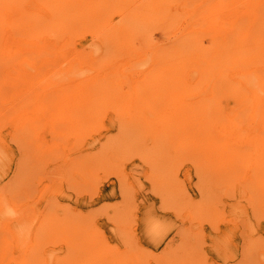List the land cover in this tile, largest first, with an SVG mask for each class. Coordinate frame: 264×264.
<instances>
[{
	"label": "rangeland",
	"instance_id": "1",
	"mask_svg": "<svg viewBox=\"0 0 264 264\" xmlns=\"http://www.w3.org/2000/svg\"><path fill=\"white\" fill-rule=\"evenodd\" d=\"M67 1H68L67 5L64 7L58 8L60 3L56 4L59 15L62 17L65 16L67 20V21L65 20V24L62 27H59L54 31L47 30L46 32L42 33L41 36L39 37L31 36L28 38V40L33 43L44 42L49 45H52V46H49L48 49L50 51L51 50L55 51V54L50 55L48 53L44 56L42 55L41 59L39 58L41 62L35 63L36 66L38 65L36 67L37 70L36 68L35 70H30V71L28 69L29 72L26 75H28L29 79H27V83H24L25 81L23 82L20 81L22 83L21 85V83L17 81V84L11 88L12 90L16 91L21 86L23 87L33 86L30 89L31 93L29 94L28 92V93L22 94L21 96H18L16 94H12V90H10V88L7 87L6 84H4L5 85L4 88L7 89L8 92L4 91L2 94V97L0 98V102H1L0 103V107H1L0 108V112H1L0 120H5L2 122L0 121L1 122L0 130H2L4 133L11 134L13 129L16 127V124L22 121H25L26 123L28 119L31 120L33 118L34 120L33 128L35 129V131L32 132V135L30 137H33V138L36 137V140L35 139L33 140L34 143L30 144L29 147H25L26 151L24 150L23 152H19L18 147L11 144L12 145L11 149L14 152V165L12 166L11 171L7 174L6 178L2 181L3 186L0 187V189H2L3 187L7 185L6 188L8 190V193L6 194L10 195L11 198H15V200L14 199L13 200L15 204L18 206V208L22 209V211L25 213L24 215L26 216V218L24 219L27 220L26 226L29 228L30 231L32 230V232H28L24 236L25 239H23L21 237L10 234V232L6 231L7 228H5L6 230H4L3 227L0 225L1 227L0 230H2L0 231L1 232L0 233V241H1L0 255L1 253H3L1 255L2 257L0 256V258H2L0 259V264H51V263L53 264L54 261H55V264H58L59 260H63V261L66 259L69 260V257L67 255L68 252L72 254L73 256L72 259L74 258L75 260L82 259V256H83L82 253H85V247H88V246H89L88 247L89 251L94 253L93 255L94 260L89 261L88 264H122V263L124 264H136V263L137 264H144V263L145 264H172L173 262H174L173 264L175 263L177 264V260H178V264H184L185 261H186L185 264H194V263L195 264H248V262L249 264H264V183H263L264 182V177H263L264 168L260 167V170H258L260 165L264 166L263 165L264 164V156H263L264 152H262L264 151V148H263L264 146L259 149L258 153H256V149H258L256 148L258 146L257 143H254V146H250V145L242 146L240 144L241 145L240 148L236 149L238 152L240 151L242 152V153L240 152V158L236 157L235 159L236 160L235 163H237L236 166H234L233 164L231 166V168L233 169L227 170L226 168L227 165L224 167L222 164L220 163L218 164V162H220V158L218 157L219 156L218 154H217V157L215 156L216 154L215 155L214 153L211 154V152L210 154L209 152H207L206 154V152L201 151L200 149L201 147L198 148V146L200 145H193L192 143L193 139L188 138L186 137L187 135H185L184 129L187 130L188 126L184 128L182 131H179L177 136L173 134L174 130L171 129L173 125L174 126L179 125V124H174V123L176 120L178 121L180 117L186 118L184 113L188 114L190 117L192 116L196 117L198 115H194V114H198L199 110H201V107L205 105H206L205 107H211L213 106L212 104L217 103V105L220 108L222 107L223 109H225V112L227 114H229V112L231 113L232 110L236 112L237 108H234V106L236 105V101L231 96L227 95V93H219L217 95L218 98H216L213 95H211L212 94L211 91H213V89L212 87L210 88L209 86L210 84L211 86L215 84L211 82H214L216 80L219 81L217 86H220V83L222 81H225L224 84H227L228 80L230 82H233V84L236 85L238 83L237 80H235L236 76L233 75L232 71L224 67L222 70L223 77L219 75L217 77L218 79L212 80L211 74L213 73L211 72L213 70L209 68V66L207 67V64L202 62V59L209 60L208 65H210V62H211L210 59L212 61L215 60V62L216 60H219L218 53L222 51H218V49H216V46L220 50H223L225 48V46H222L223 43L221 41L223 37L226 38L224 43H227V41L229 42L233 39V37H236L234 33L230 35L228 34L230 32H226V29L231 27L232 23H233L232 26L234 25L238 26V30L236 31L238 33H241L243 31L242 30L243 28H239V27L241 26V27L246 28L247 24L248 23L250 24L251 22L252 26H251L250 32L254 35L257 41L258 40L264 41V16H263L264 14L262 13L264 12V9H263L264 0H254V1L248 0L247 6L250 3H252V5L254 3L257 4L259 2L262 4L260 6L261 8L259 7L256 10H251L245 5L247 0L246 1L241 0L239 2L238 0H226V1L224 0H177V1L176 0H166V1L165 0H114V1L113 0H67ZM49 2L50 0H37L36 2L31 1V0H22L21 5H18L17 7L15 5H14L15 6L14 8L13 6L6 7V9L3 12L6 11L7 14L5 12V15H3L2 17L4 19L11 17L9 20H14V18H16L14 17V14L19 9L20 11H26L30 13L31 16H34L42 20V23L40 25L48 24L52 26L54 23L53 20H55L56 18L57 19H60V18L56 17L58 15H54L56 11L54 12L53 10L54 8L48 5ZM165 2H167L166 5H165ZM74 4H75V7H74ZM160 4H162L163 6ZM169 4H170V8H168ZM182 6H185V7H182ZM139 7L143 9L141 8L139 9ZM101 8H102V11H101ZM208 9L210 10L208 11ZM96 10H99L97 11V14L95 12ZM62 11L64 12V14L65 13L66 14L63 15ZM185 13H187V15ZM113 14L114 16H112ZM151 14H154V15H151ZM66 15L67 16L69 15V16L66 17ZM138 15H141L139 16V19L137 18ZM128 16L129 17L131 16V18H128ZM171 16L172 18H170ZM140 17H142L141 20H140ZM257 18L259 21L257 20ZM75 20L76 22L74 23ZM83 21L86 24H83L84 23ZM204 21L205 22L207 21V22L204 24ZM131 22L132 23L135 22V23L131 25ZM69 23L72 26H70ZM211 23H212V26H211ZM117 24H119V26H117ZM194 25L196 27H194ZM133 26L136 27V31H135V28H132ZM259 27H260V30H259ZM63 29H66V30L63 31ZM92 29L93 31H91ZM140 29L142 30V32ZM144 29L145 30L147 29V31H145ZM150 29L152 30L150 31ZM220 29H223L222 30L223 34L221 33ZM77 30L78 32H76ZM253 30L254 32H252ZM257 30L261 32L259 33ZM104 32L107 33V34L105 33V35H107L106 38L104 36ZM178 32L180 34H177ZM255 32H258L259 34L257 35ZM196 33H199V34H196ZM138 34H140L141 36ZM198 35H201V37ZM14 37L16 39L23 38V36H21L20 34H15ZM111 37L113 38V40ZM144 37H146V39ZM130 41L131 43H129ZM183 41L185 43H183ZM159 43L161 45L160 47H159ZM188 43H189V46L191 47L188 46ZM2 46H4V44ZM24 46L23 47L17 46L15 43V46H12L11 51L16 50L17 48L23 51L22 49H27L26 47H28L26 44ZM173 46H174V49H173ZM226 46L228 47L229 45L226 44ZM62 47H63V50H61ZM205 47H207L208 49ZM201 49H202V52H200ZM206 49H207V52H206ZM204 51L206 52V54ZM216 51L218 52L215 53ZM188 53H190L189 56L186 55ZM200 54L201 55L203 54V55L201 56ZM122 56H124L125 58L123 59ZM221 57L223 58L224 55H222ZM261 57L263 56L261 55ZM42 58H48L49 62L44 63L46 59H44V61L42 62ZM163 58H167L168 60L163 59ZM145 59H149V60L147 61ZM259 59H256L257 60L256 62L251 63L252 65L247 64L248 68L249 69L254 68V69H257L258 71L264 68V60H259ZM140 60H142L144 63L141 61V64H140ZM178 60L180 62H178ZM80 62L82 63L81 65H80ZM47 64L50 66H47ZM72 65H73L72 68H74L73 69L74 72L71 71L69 73L70 76L65 75L68 71L67 69L68 66L71 67ZM193 66L196 68V70L194 69ZM254 66L256 67L258 66V67L255 68ZM142 67L144 69H142ZM162 67L163 69H161ZM204 67H206L205 70H203ZM244 68H245L244 66L243 67L236 66L234 68V71L237 69H244ZM170 69L174 70V71L171 70L172 74L171 73L170 74L172 77L175 76L174 79L176 80L174 81L175 86H171V87L170 85L168 86V83L166 84L167 81H165L166 79L163 77L168 74ZM175 69H177L178 71L180 69L179 75L183 74L182 75L183 78L181 76L179 77L183 80L178 78V82H177V77H178L177 72L178 71ZM122 70H123V73H122ZM163 70L165 73L163 72ZM174 72L176 73L173 74ZM156 73L159 77L156 75ZM207 74L209 75L207 76ZM76 75H80V76L76 77ZM109 75H111V78ZM112 75L114 79L112 78ZM60 76H66V77H64L65 78L64 80L61 79L59 83L54 84V77H60ZM2 78L3 76H0L1 82H3ZM57 79L59 80V78ZM209 80H210V83H209ZM150 81H151V84H149ZM90 82H91V85H90ZM157 82H159L160 85ZM5 83H6V80H5ZM7 83L10 84V81L8 80ZM157 88L159 89L157 90ZM183 88L184 90H182ZM190 89L192 91V94H190L191 93ZM90 90H92L91 93L87 95V93ZM43 91H58V94H53L54 92H51V94L45 97L38 98L39 96H41L40 94H42ZM196 91L197 92L199 91V93L201 94L196 93ZM70 92H72L74 96L76 94L75 92H80L79 93L80 95L77 94L75 97L76 99L72 101L71 100L63 101V98L65 97V95ZM138 93H140V95L142 96H140ZM188 94L190 96H187ZM193 94L194 96L191 97V95ZM87 96L91 98L89 101L96 103V108H97L96 112H94L93 114H91V116H89V119H91V123L89 122L87 123V125L81 124L82 125V126L80 125L81 127H79L77 124H73L72 126V125H67L65 123H57L58 122L57 120L59 119L60 110L55 109L54 105H57V103L60 104L62 102L66 104L71 101V106H72L74 105V103H77V101L79 100L80 102L83 101L84 99H86ZM4 98H6L5 101H4ZM157 98L159 101L157 100ZM161 98H163L164 100L163 99L161 100ZM146 99L148 100L147 102H146ZM219 99H222V100H219ZM9 100H12V101H9ZM130 100H133L134 103H132V101ZM136 100L138 101L140 100L139 102L140 104ZM149 100L151 101L149 102ZM142 101H144L145 103H143ZM152 102L153 103L155 102L154 105L152 104ZM6 103H9L10 106H8L9 104H6ZM51 103L53 107L51 106ZM150 104H152L153 107L152 105L150 107ZM135 105L137 106V108L135 107ZM217 105L215 104V106ZM226 105L228 108L226 107ZM64 106L65 105H61L60 108ZM71 106L69 103L64 108V111H66ZM196 106H199V107L197 108ZM156 107L158 108V110ZM186 107L187 109H189V111L187 112H186ZM104 109L105 111H102ZM10 111H13V112H10ZM159 111H160V114H159ZM172 111H174V114L172 113L173 117L171 116ZM177 113H180V115ZM4 114L5 116H3ZM160 115H162V117ZM247 115L248 117H246V111H245V112L239 113V115L237 116L242 119V120L238 119V123H237V126L239 128V129L237 128L238 131L237 129H235L237 131L236 132L237 138L238 139L244 138L247 135H249L250 137H258L260 135L261 137L264 134V131L262 129L257 130V128H254L253 126L250 125V121H252V118H256L258 114L254 113V115L251 118H249L250 117L249 112ZM178 116L180 117L178 118ZM15 118L17 120V123L13 122ZM142 118L144 119V121ZM165 119H170L172 122L174 120L175 121L173 122L172 126H170L169 124L166 127H164L163 123L165 124L168 123V121H165ZM246 122H248L249 125ZM149 123H151L152 125L151 124L149 125ZM131 124H135V125H131ZM28 125L29 124H25L24 127ZM58 128H60L61 130H63L62 128H64L65 131H63L62 133L60 129L57 130ZM92 131H95V132L93 133ZM155 131L158 133H156ZM195 132L196 131H194V133ZM179 134H180V137L178 136ZM190 134H192V132H190ZM77 137H79V139ZM156 137L158 138V140L156 139ZM74 138H77L76 140L78 142L73 144V142L71 143V141ZM217 140H220V138H217ZM179 142H180V145L183 146V148L180 145H178ZM229 143H231V140L225 143L226 145L223 144L222 147L231 149V148H236L237 146H239V144H229ZM184 144H188V145L186 146ZM227 145H229V147H227ZM186 149H187V152H186ZM165 150L168 151V153L165 152ZM223 150H226V149H223ZM233 152H235V150H233ZM156 153L157 154L159 153V154L157 155ZM155 154L156 156H154ZM208 154H209V157H208ZM242 154H245V156ZM189 155L192 157H189ZM213 155H214V158L212 157ZM220 155L222 156V154ZM152 156H154V158ZM160 156L161 157L163 156V157L161 158ZM246 156L247 157L249 156V157L247 158ZM241 157L243 158V161H241ZM169 159L172 162L169 161ZM18 161L21 164L20 170H18V167H16V164ZM76 161L77 162L79 161V162L77 163ZM200 163L204 165L202 166L203 168H201ZM252 164L254 165L253 167L251 166ZM35 165L36 167H34ZM28 167L30 169H28ZM153 167L156 169H154ZM23 168L24 170H22ZM157 169H159L160 171H158ZM49 170H52V171H49ZM156 170L158 172H156ZM220 170L222 173L220 172ZM255 170L257 171L256 174H258L259 171H260V174L253 176L255 175L254 173ZM58 172L60 173L63 172L62 173L63 175H61L60 173L59 174L63 177L62 181L65 184L64 189L68 194H72L73 196H71V198H68L70 200L66 201L65 203L52 204V207L47 208L48 211L46 210L44 212L43 216L44 215L46 216L47 218L46 221L49 219V217L51 218V216H53L54 213L56 216L58 215L57 218L55 217V215L53 216L54 218L52 217L54 220L56 218L55 220L56 223L52 219L51 221H53V224H50V225L43 224V223L41 224L40 221L37 219V216L41 215V212L44 210V207L47 203L42 197V191L46 185H50L51 183L56 182L58 178H60L59 175H57ZM205 172H208V173H205ZM89 173H91V175ZM151 174H154V175H151ZM164 174L166 175L164 176ZM159 175H161V177ZM33 176L36 178L34 179ZM95 176L97 177V179ZM67 177L70 179H67ZM252 177H256L255 182H252L251 179L249 180L250 182L247 181L248 178H252ZM160 178L164 179L163 182ZM220 178H221V181H220ZM208 179H211V180L208 181ZM156 180L161 181V182H157ZM29 181L31 182L29 183ZM88 181H91V182H88ZM180 181L182 182L180 183ZM238 181H240L241 186ZM14 182L15 183L17 182V184H14ZM259 183L262 187L258 185ZM155 184L158 185L159 187L157 188ZM200 184H203V186ZM209 184H212L213 186L212 185L210 186ZM226 184L231 186L232 188L227 186ZM163 185H164V188H163ZM234 185H235V188H234ZM259 187L261 190L260 191L261 194L259 193V191L258 193L256 192V190H258ZM25 188H26V191L24 193ZM74 188L75 190H73ZM161 188H163L162 191H161ZM19 189L20 190L22 189V190L20 191ZM29 189L31 190V193L33 195L29 193L30 191ZM158 189L160 190L158 191ZM187 189L189 191V194H188ZM212 190L214 191L216 195H213L214 193ZM75 191H76V194H75ZM21 193L24 194V196L23 195L19 196V194ZM251 193L252 195H250ZM26 194L28 196H25ZM31 196H32V200H31ZM181 196L184 197V199ZM255 196H257V198ZM207 198H208V201L210 200V202L206 201ZM73 202L75 203L73 204V206H71ZM53 205L55 207L57 206L59 210L57 211ZM250 205L251 206L253 205L256 211L258 210L257 211V213H259L258 216L254 217V215H252L253 208ZM201 207L203 209H201ZM73 208H75V210H73ZM68 209L72 210L70 211L72 216L68 215L70 214L69 212H67L69 211ZM178 211L181 212V215H179L180 212ZM195 212L198 214L196 215ZM145 213L157 214L161 218V220L166 222L168 225L169 233L166 234L167 240L165 239L159 246H155L151 242H148L147 239L144 237V235H142L140 231V226L143 223ZM199 213L201 214L199 215ZM237 214L239 215V217L237 216ZM177 215H179L180 217ZM188 216L190 219L188 218ZM58 220L59 221L65 220L69 222L72 221L74 223L70 224L71 228H70V225L67 223L61 224L62 225L61 227V225L57 222ZM192 220H194L195 222ZM208 220H209V223H208ZM79 221L81 222V225H78ZM127 221H128V224H127ZM51 227H54V229L52 228L53 230H51ZM112 227L116 228L119 231L118 239L112 238L111 236ZM75 228H77L78 231ZM38 229L40 230L43 229V231L45 232L48 229L47 230L48 233L50 232L49 235L52 233V235H50L51 237L45 232L41 233V231L40 233H38L39 234L38 235L37 234ZM55 230L59 231L57 232L58 235ZM73 230L75 231V234ZM76 231L78 232V234ZM82 231L84 232L85 235L83 234ZM63 232H65L64 239H62L64 236ZM54 233L57 236L54 235ZM61 234L63 235L62 237H61ZM195 234H197L198 236H196ZM9 235L12 236L13 238L14 237L16 238L13 239ZM53 235L55 236V238H58V239H52L54 238ZM80 235H84V236H80ZM190 235H192V237ZM5 236L8 241L7 243L4 242L6 241V238L3 239V237ZM199 237H201V239ZM12 240L14 241L12 242ZM254 240H256L255 243H254ZM21 241H22V244L20 243ZM181 241L187 242L189 244L182 243ZM180 243L182 244L180 245ZM23 244L26 245L25 246L26 248L23 246ZM251 246L254 247V249H252ZM174 252H175V255H174ZM191 253H193V255ZM77 261H75V264H78Z\"/></svg>",
	"mask_w": 264,
	"mask_h": 264
},
{
	"label": "bare ground",
	"instance_id": "2",
	"mask_svg": "<svg viewBox=\"0 0 264 264\" xmlns=\"http://www.w3.org/2000/svg\"><path fill=\"white\" fill-rule=\"evenodd\" d=\"M31 1H34V2H36L37 0H31ZM114 1V0H113ZM113 1H111V2H113ZM166 1V0H165ZM177 1V0H176ZM224 1H226V0H224ZM239 1H241V0H238V2ZM246 1V0H245ZM254 1V0H253ZM21 2H22V0H0V76H3V78H2V81L3 82H1V80H0V98L2 97V94H3V92L4 91H6V92H8L7 91V89H5L4 87H5V85L4 84H6V86L7 87H9L10 88V90H12L11 88L14 86V85H16L17 84V81L19 82V83H21V82H23V81H25L24 83H27V79H29V77H28V75H26V74H28V72L30 71V70H35V68L38 66H36L35 65V63H37V62H41L40 61V59H41V57H42V55L44 56V55H46V54H50V55H52V54H55V51L54 50H49L48 49V47L49 46H52V45H49V44H47V43H44V42H42V43H37V42H35V43H33V42H31V41H29L28 40V38L29 37H31V36H36V37H39V36H41V34L42 33H44V32H46L47 30H51V31H54V30H56L57 28H59V27H62L64 24H65V20H66V18H65V16H60L59 15V12L57 11L58 9H57V7H56V4L57 3H60V5L58 6V8L59 7H64V6H66L67 5V0H50V2H49V6H51L52 8H54L53 10H54V15H58V16H56V17H59L60 19H55V20H53L54 21V23H53V25L52 26H50V25H40L41 23H42V20H40V19H38V18H36V17H34V16H31V14L30 13H28V12H26V11H20L19 9H18V11L17 12H15V14H14V17H16V18H14V20H9L10 18L8 17V18H3L2 16L3 15H5V12H3L5 9H6V7H8V6H13V8L16 6H18V5H21ZM75 2V1H74ZM130 2V1H129ZM87 3V2H86ZM101 3V2H100ZM132 3H133V1H132ZM166 3L167 2H165V5H166ZM173 3V2H172ZM174 3H176V2H174ZM179 3V2H178ZM243 3V2H242ZM241 3V4H242ZM247 3H248V0H247V2L245 3V5L247 6ZM115 4V3H114ZM131 4V3H130ZM217 4V3H216ZM15 5V6H14ZM45 5V4H44ZM100 5V4H99ZM113 5V4H112ZM116 5V4H115ZM132 5V4H131ZM158 5V4H157ZM160 5H162V4H160ZM179 5V4H178ZM231 5H232V3H231ZM262 4L259 2V3H254L253 5H252V3H250V4H248V8L249 9H251V10H256V9H258L260 6H261ZM46 6V5H45ZM82 6V5H81ZM101 6V5H100ZM114 6V5H113ZM142 6V5H141ZM163 6V5H162ZM161 6V7H162ZM236 6V5H235ZM74 7H75V4H74ZM99 7V6H98ZM102 7V6H101ZM105 7V6H104ZM103 7V8H104ZM149 7V6H148ZM182 7H185V6H182ZM181 7V8H182ZM227 7H229V6H227ZM234 7V6H233ZM240 7H242V6H240ZM246 7V8H247ZM51 8V9H52ZM96 8V7H95ZM100 8V7H99ZM106 8V7H105ZM132 8V7H131ZM141 7H139V9H140ZM145 8V7H144ZM160 8V7H159ZM168 8H170V4H169V7ZM247 8V9H248ZM261 8V7H260ZM15 9H17V8H15ZM74 9V8H73ZM118 9V8H117ZM129 9V8H128ZM141 9H143V8H141ZM176 9V8H175ZM227 9H229V8H227ZM238 9V8H237ZM264 9V8H263ZM8 10V9H7ZM80 10H81V8H80ZM84 10V9H83ZM86 10V9H85ZM104 10V9H103ZM116 10V9H115ZM183 10V9H182ZM210 9H208V11H209ZM97 11H99V10H96L95 12H96V14H97ZM101 11H102V8H101ZM126 11V10H125ZM130 11V10H129ZM148 11V10H147ZM207 11V12H208ZM228 11H230V10H228ZM235 11V10H234ZM245 11H246V9H245ZM245 11H244V13H245ZM61 12V11H60ZM76 12V11H75ZM86 12V11H85ZM93 12V11H92ZM139 12V11H138ZM183 12V11H182ZM247 12H248V10H247ZM261 12V11H260ZM74 13V12H73ZM113 13V12H112ZM132 13V12H131ZM136 13V12H135ZM141 13V12H140ZM204 13V12H203ZM263 14H264V12H262ZM6 14H7V12H6ZM62 14L63 15H65L64 14V12L62 11ZM70 14V13H69ZM99 14V13H98ZM111 14V13H110ZM124 14V13H123ZM122 14V15H123ZM133 14V13H132ZM148 14H150V13H148ZM186 15H187V13H185ZM262 14V15H263ZM71 15V14H70ZM82 15V14H81ZM116 15V14H115ZM136 15V14H135ZM142 15V14H141ZM141 15H138V19H139V16H141ZM151 15H154V14H151ZM171 15V14H170ZM227 15V14H226ZM228 15H229V13H228ZM253 15H254V13H253ZM69 16V15H68ZM67 15H66V17H68ZM73 16V15H72ZM90 16V15H89ZM112 16H114V14L112 15ZM149 16V15H148ZM177 16V15H176ZM231 16V15H230ZM264 16V15H263ZM91 17V16H90ZM102 17V16H101ZM145 17H147V16H145ZM150 17V16H149ZM229 17V16H228ZM94 18V17H93ZM117 18V17H116ZM124 18V17H123ZM127 18V17H126ZM125 18V19H126ZM128 18H131V16L129 17L128 16ZM141 18L142 17H140V20H141ZM144 18V17H143ZM170 18H172V16L170 17ZM261 18V17H260ZM69 19V18H68ZM76 19V18H75ZM80 19V18H79ZM87 19V18H86ZM207 19V18H206ZM256 19V18H255ZM73 20V19H72ZM90 20V19H89ZM92 20H94V19H92ZM142 20H144V19H142ZM201 20V19H200ZM210 20V19H209ZM208 20V21H209ZM257 20H258V18H257ZM52 21V20H51ZM52 21V22H53ZM67 21V20H66ZM97 21V20H96ZM99 21V20H98ZM103 21V20H102ZM137 21V20H136ZM245 21V20H244ZM243 21V22H244ZM256 21V20H255ZM259 21V20H258ZM76 22V20L74 21V23ZM84 22V21H83ZM149 22V21H148ZM147 22V23H148ZM207 22V21H206ZM205 21H204V24L206 23ZM210 22V21H209ZM211 22H212V20H211ZM237 22V21H236ZM257 22V21H256ZM261 22H262V20H261ZM44 23V22H43ZM56 23V24H55ZM103 23V22H102ZM120 23V22H119ZM133 23H135V22H133ZM132 22H131V25L133 24ZM144 23H145V21H144ZM143 23V24H144ZM193 23V22H192ZM83 24H86L85 22L83 23ZM130 24V23H129ZM197 24H199V23H197ZM196 24V25H197ZM241 24H242V22H241ZM69 25L70 26H72L70 23H69ZM68 25V26H69ZM76 25V24H75ZM79 25V24H78ZM126 25H128V24H126ZM233 25V23L231 24V27H229L228 29H226V32H230V33H228V34H235V36L236 37H233V39L231 40V41H227V43H224L225 42V40H226V38H224L223 37V39L221 40L222 41V46H225V48L223 49V50H220L217 46H216V49H218V51H222V52H220V53H218V59L219 60H216V62H215V60H211L210 59V65H208L209 64V60H207V59H202V62H204L205 64H207V67L209 66V68H211L213 71L211 72V73H213V74H211V79L212 80H216V79H218L217 77L220 75V76H222V70H223V68L224 67H226V68H228V70H230V71H232L233 72V75H235L236 76V78H235V80H237V84L235 85V84H233V82H230L229 80H228V83L227 84H224L225 83V81H222L221 83H220V86H217L218 85V83H219V81L218 80H216V81H214V82H211V83H215V84H213L212 86H211V84L209 85L210 86V88L212 87V89H213V91H211L212 92V94L211 95H213L214 97H216V98H218V94L219 93H227V95H229V96H231L235 101H236V105L234 106V108H237L236 109V112L234 111V110H232V112L230 113L229 112V114H227L226 112H225V109H223L222 107L220 108L218 105H217V103H214V104H212L213 106H211V107H205V106H203V107H201L200 105V107H201V110H199V113L198 114H194V115H198V116H196V117H194V116H192V117H190L188 114H186V113H184V115L186 116V118L185 117H180V116H178V118H179V120L177 121H175V123L174 124H179V125H173V122L170 120V119H165V121H168V123H163V126L164 127H166L167 125H169L170 124V126H172L171 127V129L172 130H174V132H173V134L174 135H176L177 136V134H178V132L179 131H182L184 128H186L187 126H188V128H187V130L186 129H184L185 130V135H187L186 137H188V138H191V139H193V145H200V146H198V148H200L201 149V151H204V152H206V154H207V152H209V154H210V152H211V154H213L214 153V155L217 157V154L219 155L218 157L220 158V162H218V164L220 163V164H222L224 167L226 166V168H227V170L228 169H233V168H231V166L234 164V166H236V164L237 163H235V159H236V157H239L240 158V152H238L236 149H239L240 148V146L242 145V146H248V145H250V146H254V143H257L258 144V146L256 147V148H258V149H256V153H258V151H259V149L261 148V147H263L264 146V134L260 137V135L258 136V137H250L249 135H247V136H245L244 138H237V136H236V132L238 131V126H237V123H238V119H240V120H242L241 118H239V117H237L238 115H239V113H242V112H245L246 111V117H248V112L250 113V117L249 118H251L253 115H254V113H257L258 115H257V117L256 118H252V121H250V125L251 126H253L254 128H257V130H259V129H262L263 131H264V68H262L261 70H257V69H249L248 68V65L247 64H251V63H254V62H256L257 60L256 59H259V60H264V41H257L256 39H255V37H254V35L250 32V29H251V22H250V24L248 23L247 24V26H246V28H244V27H239V28H243L242 30V32L241 33H238L236 30H238V26L237 25H234V26H232ZM262 25V24H261ZM43 26V27H42ZM77 26V25H76ZM117 26H119V24H117ZM146 26V25H145ZM154 26V25H153ZM207 26H208V24H207ZM211 26H212V23H211ZM194 27H196L195 25H194ZM257 27V26H256ZM64 28V27H63ZM107 28V27H106ZM117 28V27H116ZM132 28H135V31H136V27H132ZM154 28V27H153ZM206 28V27H205ZM208 28V27H207ZM254 28V27H253ZM263 28V27H262ZM69 29V28H68ZM67 29V30H68ZM72 29V28H71ZM90 29V28H89ZM113 29V28H112ZM212 29V28H211ZM64 30H66V29H63V31ZM98 30V29H97ZM141 30V29H140ZM145 30V29H144ZM152 29H150V31H151ZM223 29H220V31H221V33L223 32L222 31ZM259 30H260V27H259ZM259 30H257L258 32H259ZM91 31H93V29L91 30ZM110 31V30H109ZM130 31V30H129ZM135 31H133V32H135ZM138 31V30H137ZM145 31H147V29L145 30ZM202 31V30H201ZM200 31V32H201ZM62 32V31H61ZM76 32H78V30L76 31ZM140 32V31H139ZM141 32H142V30H141ZM159 32V31H158ZM252 32H254V30L252 31ZM255 32L257 35L261 32ZM263 32V31H262ZM105 33L106 32H104V36H105V38H106V36L107 35H105ZM122 33V32H121ZM125 33V32H124ZM129 33V32H128ZM131 33V32H130ZM210 33V32H209ZM220 33V32H219ZM220 33V34H221ZM15 34H20L21 36H23V38L22 39H16L15 37H14V35ZM79 34H81V33H79ZM85 34V33H84ZM83 34V35H84ZM87 34V33H86ZM107 34V33H106ZM177 34H180L179 32L177 33ZM195 34V33H194ZM196 34H199V33H196ZM203 34V33H202ZM223 34V33H222ZM263 34V33H262ZM131 35V34H130ZM136 35V34H135ZM138 35H140V34H138ZM147 35V34H146ZM225 35V34H224ZM79 36V35H78ZM119 36V35H118ZM137 36V35H136ZM141 36V35H140ZM198 36H200L201 37V35H198ZM197 36V37H198ZM123 37V36H122ZM191 37V36H190ZM194 37V36H193ZM192 37V38H193ZM214 37V36H213ZM218 37V36H217ZM216 37V38H217ZM76 38V37H75ZM78 38V37H77ZM112 38V37H111ZM145 39H146V37H144ZM228 38V37H227ZM230 38V37H229ZM114 39H116V38H114ZM118 39V38H117ZM120 39V38H119ZM124 39V38H123ZM61 40V39H60ZM112 40H113V38H112ZM125 40V39H124ZM192 40V39H191ZM255 40V41H254ZM262 40H263V38H262ZM137 41V40H136ZM161 41H162V39H161ZM161 41H160V43H161ZM185 41V40H184ZM183 41V43H185ZM13 42V43H12ZM143 42V41H142ZM146 42V41H145ZM167 42V41H166ZM165 42V43H166ZM191 42V41H190ZM193 42V41H192ZM210 42H212V41H210ZM15 43H16V45L17 46H24L25 44L28 46V47H26L27 49H22L23 51H21L20 49H16V50H12L11 51V48H12V46H15ZM120 43V42H119ZM129 43H131V41L129 42ZM160 43H159V47L161 46L160 45ZM249 43V44H248ZM4 44V46H2ZM67 44V43H66ZM90 44H92V43H90ZM116 44H117V42H116ZM124 44V43H123ZM140 44V43H139ZM147 44V43H146ZM167 44V43H166ZM182 44V43H181ZM180 44V45H181ZM226 44H228L229 46L227 47L226 46ZM158 45V44H157ZM179 45V44H178ZM177 45V46H178ZM209 45V44H208ZM132 46V45H131ZM146 46V45H145ZM148 46V45H147ZM154 46V45H153ZM171 46V45H170ZM174 46H176V45H174ZM174 46H173V49H174ZM183 46V45H182ZM187 46V45H186ZM188 46H189V43H188ZM200 46V45H199ZM220 46V45H219ZM4 47V48H3ZM25 47V46H24ZM189 47H191V46H189ZM201 47V46H200ZM208 47V46H207ZM207 47H205V48H207ZM19 48H21V47H19ZM125 48H126V46H125ZM129 48V47H128ZM127 48V49H128ZM150 48V47H149ZM155 48V47H154ZM164 48H166V47H164ZM202 48V47H201ZM209 48V47H208ZM207 48V49H208ZM180 49V48H179ZM185 49H187V48H185ZM190 49V48H189ZM196 49V48H195ZM207 49H206V52H207ZM61 50H63V47H62V49ZM83 50V49H82ZM139 50V49H138ZM198 50V49H197ZM196 50V51H197ZM204 50V49H203ZM86 51V50H85ZM137 51V50H136ZM176 51H178V50H176ZM180 51V50H179ZM188 51V50H187ZM208 51H210V50H208ZM218 51H216L215 53H217ZM150 52V51H149ZM160 52V51H159ZM173 52V51H172ZM171 52V53H172ZM181 52V51H180ZM189 52V51H188ZM200 52H202V49H201V51ZM205 52V51H204ZM206 52H205V54H206ZM89 53H91V52H89ZM162 53V52H161ZM209 53V52H208ZM207 53V54H208ZM86 54V53H85ZM87 54H88V52H87ZM133 54V53H132ZM149 54V53H148ZM177 54V53H176ZM195 54H196V52H195ZM162 55V54H161ZM185 55V54H184ZM186 55H190V53H188V54H186ZM201 55V54H200ZM203 55V54H202ZM201 55V56H202ZM222 55H224V57L222 58L221 56ZM261 55L263 56V57H261ZM86 56V55H85ZM132 56V55H131ZM134 56V55H133ZM150 56V55H149ZM158 56V55H157ZM171 56V55H170ZM88 57V56H87ZM86 57V58H87ZM169 57V56H168ZM196 57H197V55H196ZM203 57H205V56H203ZM40 58V59H39ZM49 58V57H48ZM48 58H42V62L44 61V59H46L45 60V62L44 63H47V62H49V59ZM122 58L124 59L125 57L124 56H122ZM128 58V57H127ZM207 58V57H206ZM225 58V59H224ZM262 58V59H261ZM38 59V60H37ZM152 59V58H151ZM163 59H166V60H168L167 58H163ZM221 59V60H220ZM145 60H149V59H145ZM165 60V61H166ZM181 60V59H180ZM189 60H190V58H189ZM194 60H195V58H194ZM258 60V61H259ZM85 61V60H84ZM84 61H83V63H84ZM141 61L142 60H140V64H141ZM184 61V60H183ZM197 61V60H196ZM82 62V61H81ZM80 62V65L82 64ZM98 62V61H97ZM116 62V61H115ZM138 62V61H137ZM136 62V63H137ZM143 62V61H142ZM164 62V61H163ZM168 62V61H167ZM172 62V61H171ZM178 62H180L179 60H178ZM182 62V61H181ZM186 62V61H185ZM191 62V61H190ZM43 63V64H44ZM53 63V62H52ZM114 63V62H113ZM144 63V62H143ZM147 63V62H146ZM170 63V62H169ZM187 63V62H186ZM189 63V62H188ZM196 63H198V62H196ZM195 63V64H196ZM49 64V63H48ZM47 64V66H50V65H48ZM134 64V63H133ZM182 64V63H181ZM194 64V63H193ZM203 64V63H202ZM53 65V64H52ZM178 65H179V63H178ZM188 65H190V64H188ZM252 65V64H251ZM254 65V64H253ZM113 66V65H112ZM133 66V65H132ZM136 66H137V64H136ZM164 66V65H163ZM175 66V65H174ZM205 66V65H204ZM236 66H244L245 68L244 69H237V70H235L234 71V68L236 67ZM73 67V65L70 67V66H68V71H67V73L65 74V75H69V73L71 72V71H73V69L74 68H72ZM82 67H83V65H82ZM86 67V66H85ZM121 67V66H120ZM157 67V66H156ZM159 67V66H158ZM167 67V66H166ZM169 67V66H168ZM178 67V66H177ZM176 67V68H177ZM191 67V66H190ZM194 67V66H193ZM255 68H257L256 66H254ZM26 68V69H25ZM118 68V67H117ZM130 68V67H129ZM141 68V67H140ZM145 68H147V67H145ZM174 68V67H173ZM186 68V67H185ZM185 68H184V70H185ZM205 68L206 67H204V69L203 70H205ZM28 69H29V71H28ZM125 69H127V68H125ZM125 69H123V70H125ZM142 69H144L143 67H142ZM161 69H163V67L161 68ZM167 69V68H166ZM187 69V68H186ZM189 69V68H188ZM194 69L196 70V68L194 67ZM36 70H37V68H36ZM123 70H122V73H123ZM171 70L172 71H174L173 69H170V71L168 72V74L166 75V76H163L166 80L165 81H167L166 82V84L168 83V86L170 85V87L171 86H175V83H174V81H176L175 79H174V77L175 76H171V74H172V72H171ZM175 70H177V69H175ZM82 71V70H81ZM133 71V70H132ZM153 71V70H152ZM151 71V72H152ZM178 71V70H177ZM179 71H180V69H179ZM179 71L177 72L178 73V77H177V82H178V78H180L179 76H181L182 77V75L183 74H180L179 75ZM193 71V70H192ZM202 71V70H201ZM37 72V71H36ZM74 72V71H73ZM85 72V71H84ZM163 72H164V70H163ZM208 72V71H207ZM228 72V71H227ZM39 73V72H38ZM65 73V72H64ZM91 73V72H90ZM161 73V72H160ZM165 73V72H164ZM171 73V74H170ZM176 72H174L173 74H175ZM182 73V72H181ZM61 74H63V73H61ZM146 74V73H145ZM154 74V73H153ZM153 74H152V76H153ZM224 74V73H223ZM229 74V73H228ZM37 75V74H36ZM40 75H41V73H40ZM82 75V74H81ZM87 75V74H86ZM104 75V74H103ZM156 75H157V73H156ZM184 75H185V73H184ZM209 74H207V76H208ZM70 76V75H69ZM79 77L80 75H76V77ZM110 76V78H111V75H109ZM108 76V77H109ZM149 76V75H148ZM147 76V77H148ZM158 76V75H157ZM15 77V78H14ZM32 77V76H31ZM64 77H66V76H60V77H54V84L56 83H59V81L61 80V79H65ZM95 77V76H94ZM107 77V78H108ZM159 77V76H158ZM204 77V76H203ZM223 77V76H222ZM36 78V77H35ZM57 78H59V80L57 79ZM73 78V77H72ZM112 78H113V75H112ZM130 78V77H129ZM183 78V77H182ZM50 79V78H49ZM114 79V78H113ZM181 79V78H180ZM185 79V78H184ZM220 79V78H219ZM224 79V78H223ZM5 80H6V83H5ZM8 80L10 81V84H8L7 82H8ZM52 80V79H51ZM96 80V79H95ZM146 80V79H145ZM157 80V79H156ZM155 80V81H156ZM160 80V79H159ZM181 80H183V79H181ZM21 81V82H20ZM113 81V80H112ZM115 81V80H114ZM154 81V82H155ZM161 81V80H160ZM204 81V80H203ZM148 82V81H147ZM153 82V83H154ZM164 82V81H163ZM163 82H161V83H163ZM43 83V82H42ZM156 83V82H155ZM158 84H159V82H157ZM186 83V82H185ZM201 83V82H200ZM209 83H210V80H209ZM208 83V84H209ZM64 84V83H63ZM114 84H115V82H114ZM149 84H151V81H150V83ZM165 84V83H164ZM193 84V83H192ZM228 84H229V86H228ZM20 85V84H19ZM21 85H22V83H21ZM89 85V84H88ZM90 85H91V82H90ZM103 85V84H102ZM147 85V84H146ZM160 85V84H159ZM180 85V84H179ZM182 85H183V83H182ZM215 85V86H214ZM233 85V86H232ZM42 86V85H41ZM163 86V85H162ZM166 86V85H165ZM189 86V85H188ZM33 86H27V87H23V86H21L18 90H16V91H14V90H12V94H16V95H18V96H21L22 94H25V93H28L29 92V94L31 93V91H30V89L32 88ZM38 87V86H37ZM90 87V86H89ZM98 87V86H97ZM149 87H151V86H149ZM153 87H155V86H153ZM215 87V88H214ZM15 88V87H14ZM47 88H49V87H47ZM163 88V87H162ZM199 88V87H198ZM208 88V87H207ZM209 88V89H210ZM98 89V88H97ZM126 89V88H125ZM159 88H157V90H158ZM188 89V88H187ZM128 90V89H127ZM141 90V89H140ZM178 90V89H177ZM182 90H184V88L182 89ZM186 90V89H185ZM189 90V89H188ZM194 90V89H193ZM91 91L92 90H90L88 93H87V95L88 94H90L91 93ZM95 91V90H94ZM106 91V90H105ZM187 91V90H186ZM39 92V91H38ZM51 92H54L53 94H58V91H43V93L42 94H40L41 96H39L38 98H42V97H45V96H47V95H49V94H51ZM82 92V91H81ZM130 92V91H129ZM157 92V91H156ZM160 92V91H159ZM172 92V91H171ZM190 94H192V91H191V89H190ZM201 92V91H200ZM76 94H75V96H74V94L72 93V92H70V93H68V94H66L65 95V97L63 98V101H68V100H74V99H76L75 97H76V95L77 94H79L80 92H75ZM86 93V92H85ZM93 93V92H92ZM185 93H187V92H185ZM196 93H198V94H201V93H199V91L197 92L196 91ZM11 94V95H12ZM96 94H98V93H96ZM130 94V93H129ZM139 95H140V93H138ZM145 94V93H144ZM151 94V93H150ZM149 94V95H150ZM153 94V93H152ZM174 94V93H173ZM177 94V93H176ZM180 94V93H179ZM183 94V93H182ZM203 94V93H202ZM80 95V94H79ZM82 95V94H81ZM92 95V94H91ZM104 95V94H103ZM4 96V95H3ZM6 96V95H5ZM95 96V95H94ZM100 96H101V94H100ZM140 96H142V95H140ZM147 96H148V94H147ZM153 96V95H152ZM176 96V95H175ZM184 96V95H183ZM182 96V97H183ZM187 96H190L189 94L187 95ZM192 96H194V94L193 95H191V97ZM221 96H223V95H221ZM8 97V96H7ZM6 97V98H7ZM10 97H12V96H10ZM27 97V96H26ZM81 97V96H80ZM158 97V96H157ZM174 97V96H173ZM225 97V96H224ZM6 98H4V101H5V99ZM94 98H96V97H94ZM145 98V97H144ZM156 98V97H155ZM164 98V97H163ZM163 98H161V100L163 99ZM177 98V97H176ZM181 98V97H180ZM10 99H12V98H10ZM43 99H45V98H43ZM83 99V98H82ZM91 98H89L88 96L86 97V99H84L83 101H81L80 102V100L79 101H77V103H74V105H72L71 106V101L69 102L70 103V108H68L66 111H64V108L69 104V103H60V104H58L57 103V101H56V103H57V105H54V108L55 109H59L60 110V112H59V119L57 120L58 122L57 123H65V124H67V125H72L73 126V124H77L79 127H81L82 125H87V123H91V119H89V116H91V114H93L94 112H96V103H93V102H91V101H89ZM150 99V98H149ZM154 99V98H153ZM160 99V98H159ZM167 99V98H166ZM165 99V100H166ZM195 99V98H194ZM202 99H204V98H202ZM210 99V98H209ZM2 100V99H1ZM55 100V99H54ZM107 100V99H106ZM157 100H158V98H157ZM164 100V99H163ZM171 100V99H170ZM212 100V99H211ZM219 100H222V99H219ZM9 101H12V100H9ZM102 101V100H101ZM130 101H132V103H134L133 102V100H130ZM136 101H138V100H136ZM148 100L146 99V102H147ZM151 100H149V102H150ZM159 101V100H158ZM180 101V100H179ZM183 101V100H182ZM192 101V100H191ZM197 101V100H196ZM110 102V101H109ZM140 102V100L138 101V103ZM143 103H145L144 101H142ZM141 102V103H142ZM148 102V103H149ZM170 102V101H169ZM168 102V103H169ZM188 102V101H187ZM200 102V101H199ZM207 102V101H206ZM205 102V103H206ZM218 102V101H217ZM220 102V101H219ZM229 102V101H228ZM1 103V102H0ZM50 103V102H49ZM54 103V102H53ZM102 103V102H101ZM108 103V102H107ZM155 103V102H154ZM154 103L152 102V104L154 105ZM159 103V102H158ZM162 103V102H161ZM174 103V102H173ZM178 103V102H177ZM180 103V102H179ZM212 103H213V101H212ZM6 104H9V103H6ZM73 104V103H72ZM97 104H98V102H97ZM105 104V103H104ZM140 104V103H139ZM139 104H138V106H139ZM152 104H150V107H151V105ZM171 104V103H170ZM198 104V103H197ZM204 104V103H203ZM215 104L217 105V106H215ZM61 105H65L64 107H62V108H60V106ZM106 105H108V104H106ZM153 105H152V107H153ZM156 105V104H155ZM160 105V104H159ZM174 105V104H173ZM7 106V105H6ZM8 106H10V104L8 105ZM51 106H52V103H51ZM162 106V105H161ZM194 106V105H193ZM192 106V107H193ZM199 106H196L197 108L199 107ZM14 107V106H13ZM53 107V106H52ZM111 107H113V106H111ZM135 107L137 108V106L135 105ZM142 107V106H141ZM167 107H169V106H167ZM166 107V108H167ZM226 107H227V105H226ZM1 108V107H0ZM115 108V107H114ZM131 108V107H130ZM157 108V107H156ZM161 108V107H160ZM165 108V109H166ZM194 108V107H193ZM228 108V107H227ZM39 109V108H38ZM51 109V108H50ZM123 109V108H122ZM129 109V108H128ZM149 110V109H148ZM154 110V109H153ZM157 110H158V108H157ZM177 110H178V108H177ZM180 110V109H179ZM41 111H43V110H41ZM102 111H105V109L104 110H102ZM125 111V110H124ZM127 111V110H126ZM155 111V110H154ZM187 111H189V109H187V107H186V112ZM190 111H192V110H190ZM5 112V111H4ZM10 112H13V111H10ZM151 112H152V110H151ZM197 112H198V110H197ZM1 113V112H0ZM6 113V112H5ZM9 113V112H8ZM25 113V112H24ZM23 113V114H24ZM36 113V112H35ZM51 113V112H50ZM130 113H131V111H130ZM141 113V112H140ZM174 114V111H172L171 112V116ZM236 113V114H235ZM128 114H129V112H128ZM144 114V113H143ZM153 114V113H152ZM158 114V113H157ZM159 114H160V111H159ZM177 114H179L180 115V113H177ZM191 114V113H190ZM103 115V114H102ZM118 115V114H117ZM125 115V114H124ZM192 115H193V113H192ZM1 116V115H0ZM3 116H5V114L3 115ZM2 116V117H3ZM10 116V115H9ZM26 116V115H25ZM104 116V115H103ZM130 116V115H129ZM133 116V115H132ZM138 116V115H137ZM142 116V115H141ZM145 116V115H144ZM161 117H162V115H160ZM14 117V116H13ZM134 117V116H133ZM136 117V116H135ZM143 117V116H142ZM164 117V116H163ZM166 117V116H165ZM173 117V116H172ZM5 118V117H4ZM3 118V119H4ZM28 118V117H27ZM55 118V117H54ZM95 118V117H94ZM139 118H141V117H139ZM153 118V117H152ZM167 118H169V117H167ZM189 118V119H188ZM8 119V118H7ZM105 119V118H104ZM103 119V120H104ZM143 119V118H142ZM146 119V118H145ZM244 119V118H243ZM14 120V119H13ZM36 120H38V119H36ZM45 120V119H44ZM161 120V119H160ZM1 122L2 121H5V120H0ZM33 118L30 120V119H28V121L25 123V121H22V122H20V123H18V124H16V127L13 129V131L11 132V134H7V133H4L2 130H0V187H2L3 186V184H2V181L6 178V176H7V174L11 171V169H12V166L14 165V152H13V150L11 149L12 148V145H15V146H17L18 147V151L19 152H23L24 150L26 151V149H25V147H29L30 146V144H33L34 142H33V140L35 139L36 140V137H35V135H34V137L35 138H33V137H30L31 135H32V132L33 131H35V129L33 128ZM40 121V120H39ZM143 121H144V119H143ZM143 121H141V122H143ZM157 121V120H156ZM0 122V123H1ZM14 123H17V120H16V118H15V120L13 121ZM36 122V121H35ZM77 122V123H76ZM140 122V121H139ZM148 122V121H147ZM151 122V121H150ZM161 122V121H160ZM51 123V122H50ZM54 123V122H53ZM93 123V122H92ZM127 123V122H126ZM131 123V122H130ZM161 123V124H162ZM189 123H190V125H189ZM246 123H248V122H246ZM245 123V124H246ZM7 124V123H6ZM9 124V123H8ZM25 124H29L28 126H26V127H24L25 126ZM40 124V123H39ZM44 124H46V123H44ZM49 124V123H48ZM52 124V123H51ZM56 124V123H55ZM82 124V125H81ZM122 124H123V122H122ZM146 124V123H145ZM151 123H149V125H150ZM81 125V126H80ZM103 125V124H102ZM130 125V124H129ZM131 125H135V124H131ZM152 125V124H151ZM244 125V124H243ZM248 125H249V123H248ZM48 126V125H47ZM53 126H54V124H53ZM55 126H57V125H55ZM60 126V125H59ZM163 126H162V128H163ZM169 126V127H170ZM0 127H1V125H0ZM86 128V127H85ZM88 128V127H87ZM95 128V127H94ZM130 128V127H129ZM149 128V127H148ZM238 128V129H237ZM55 129V128H54ZM60 128H58L57 130H59ZM63 130H61L62 131V133H63V131H65V129L64 128H62ZM135 129V128H134ZM145 129V128H144ZM144 129H143V131H144ZM165 129V128H164ZM235 129H237V131L235 130ZM52 130V129H51ZM133 130V129H132ZM136 130V129H135ZM146 130V129H145ZM151 130H153V129H151ZM166 130V129H165ZM37 131V130H36ZM157 131V130H156ZM155 131V132H156ZM169 131V130H168ZM167 131V132H168ZM194 131H196L195 133H194ZM245 131V130H244ZM262 131V132H263ZM53 132V131H52ZM93 133L95 132V131H92ZM134 132V131H133ZM162 132V131H161ZM167 132H165V133H167ZM190 132H192V134H190ZM55 133V132H54ZM58 133V132H57ZM65 133V132H64ZM156 133H158V132H156ZM244 133V132H243ZM247 133V132H246ZM60 134V133H59ZM87 134V133H86ZM85 134V135H86ZM91 134V133H90ZM98 134V133H97ZM122 134V133H121ZM151 134V133H150ZM254 134H255V132H254ZM84 135V136H85ZM89 135V134H88ZM120 135V134H119ZM158 135V134H157ZM170 135H171V133H170ZM243 135V134H242ZM37 136V135H36ZM123 136H124V134H123ZM139 136V135H138ZM148 136V135H147ZM179 137H180V134L178 135ZM224 136V137H223ZM255 136V135H254ZM151 137V136H150ZM33 138V139H32ZM78 139H79V137H77ZM77 138H74L72 141H71V143L73 142V144L74 143H77L78 141L76 140ZM154 138H155V136H154ZM162 138V137H161ZM177 138V137H176ZM217 138H220V140H217ZM221 138H223V139H221ZM52 139V138H51ZM88 139V138H87ZM117 139H118V137H117ZM156 139L158 140V138L156 137ZM175 139V138H174ZM121 140V139H120ZM143 140V139H142ZM229 140H231V143H229V144H239V146H237L236 148H226V147H222V145L223 144H225V143H227ZM127 141V140H126ZM136 141V140H135ZM156 141V140H155ZM161 141H162V139H161ZM171 141V140H170ZM180 141V140H179ZM184 141V140H183ZM129 142V141H128ZM165 142H166V140H165ZM66 143V142H65ZM123 143H124V141H123ZM169 143V142H168ZM175 143V142H174ZM12 144V145H11ZM37 144V143H36ZM126 144H128V143H126ZM171 144V143H170ZM241 144V145H240ZM247 144V145H246ZM142 145V144H141ZM172 145V144H171ZM178 145H180V142H179V144ZM184 145H188V144H184ZM226 145V144H225ZM127 146V145H126ZM135 146V145H134ZM139 146H140V144H139ZM181 146V145H180ZM191 146H192V144H191ZM256 146V145H255ZM80 147V146H79ZM117 147V146H116ZM152 147V146H151ZM154 147H155V145H154ZM156 147H157V145H156ZM182 148H183V146H181ZM227 147H229V145H227ZM163 148V147H162ZM264 148V147H263ZM29 149V148H28ZM165 149V148H164ZM191 149H193V148H191ZM223 149H226V150H223ZM133 150V149H132ZM151 150V149H150ZM176 150V149H175ZM174 150V151H175ZM232 150V151H231ZM233 150H235V152H233ZM253 150V149H252ZM30 151H31V149H30ZM54 151V150H53ZM59 151V150H58ZM103 151V150H102ZM143 151V150H142ZM188 151H189V149H188ZM200 151V152H201ZM65 152V151H64ZM134 152V151H133ZM165 152H167L168 153V151H166L165 150ZM183 152H185V151H183ZM186 152H187V149H186ZM262 152H264V151H262ZM32 153V152H31ZM52 153V152H51ZM224 153H225V155H224ZM242 153V152H241ZM30 154V153H29ZM33 154V153H32ZM68 154V153H67ZM89 154V153H88ZM139 154V153H138ZM149 154V153H148ZM157 154V153H156ZM156 154L154 155V156H156ZM159 154V153H158ZM157 154V155H158ZM176 154V153H175ZM179 154V153H178ZM181 154V153H180ZM190 154H192V153H190ZM205 154V155H206ZM209 154H208V157H209ZM220 154H222V156L220 155ZM229 154V155H228ZM25 155V154H24ZM37 155V154H36ZM61 155V154H60ZM93 155V154H92ZM95 155V154H94ZM132 155V154H131ZM168 155V154H167ZM214 155L212 156L213 158H214ZM231 155V156H230ZM242 155H244L245 156V154H242ZM250 155V154H249ZM99 156V155H98ZM136 156V155H135ZM154 156H152L153 158H154ZM166 156V155H165ZM164 156V157H165ZM169 156H170V154H169ZM233 156V157H232ZM259 156V155H258ZM257 156V157H258ZM264 156V155H263ZM59 157V156H58ZM61 157V156H60ZM103 157V156H102ZM140 157H141V155H140ZM139 157V158H140ZM147 157H148V155H147ZM161 157V156H160ZM163 157V156H162ZM161 157V158H162ZM168 157V156H167ZM189 157H192V156H190L189 155ZM188 157V158H189ZM198 157V156H197ZM206 157V156H205ZM247 157V156H246ZM249 157V156H248ZM247 157V158H248ZM31 158V157H30ZM41 158V157H40ZM95 158H97V157H95ZM110 158V157H109ZM151 158V157H150ZM204 158V157H203ZM35 159V158H34ZM48 159V158H47ZM54 159V158H53ZM56 159V158H55ZM73 159V158H72ZM132 159V158H131ZM181 159V158H180ZM187 159V158H186ZM199 159V158H198ZM33 160V159H32ZM36 160V159H35ZM69 160V159H68ZM67 160V161H68ZM100 160H101V158H100ZM120 160V159H119ZM159 160V159H158ZM182 160V159H181ZM191 160V159H190ZM212 160H214V159H212ZM261 160V159H260ZM37 161V160H36ZM47 161V160H46ZM58 161H59V159H58ZM99 161V160H98ZM123 161H124V159H123ZM144 161V160H143ZM169 161H171L170 159H169ZM238 161V160H237ZM241 161H243V158L241 157ZM20 162H21V160H20ZM20 162L18 161L17 162V164H16V167H18V170H20V166H21V164H20ZM77 162V161H76ZM79 162V161H78ZM77 162V163H78ZM165 162V161H164ZM172 162V161H171ZM189 162H191V161H189ZM193 162V161H192ZM213 162V161H212ZM257 162V161H256ZM34 163V162H33ZM58 163V162H57ZM111 163V162H110ZM151 163V162H150ZM167 163V162H166ZM183 163V162H182ZM196 163V162H195ZM248 163H250V162H248ZM259 163V162H258ZM46 164V163H45ZM75 164V163H74ZM162 164V163H161ZM201 164V163H200ZM40 165V164H39ZM88 165V164H87ZM98 165V164H97ZM113 165V164H112ZM163 165V164H162ZM184 165H185V163H184ZM211 165V164H210ZM264 165V164H263ZM27 166H28V164H27ZM48 166V165H47ZM69 166V165H68ZM73 166V165H72ZM71 166V167H72ZM76 166V165H75ZM194 166V165H193ZM202 166H204V165H202L201 164V168H203ZM218 166V165H217ZM252 167L254 166L253 164L251 165ZM34 167H36V165L34 166ZM49 167V166H48ZM47 167V168H48ZM102 167H104V166H102ZM123 167V166H122ZM149 167V166H148ZM150 167H151V165H150ZM158 167V166H157ZM260 167H262V168H264V166H259V169L258 168H256V169H258V170H260ZM58 168V167H57ZM67 168V167H66ZM116 168V167H115ZM154 168V167H153ZM195 168V167H194ZM199 168V167H198ZM206 168V167H205ZM211 168V167H210ZM218 168V167H217ZM223 168V167H222ZM221 168V169H222ZM28 169H30L29 167H28ZM61 169V168H60ZM111 169V168H110ZM117 169H118V167H117ZM154 169H156V168H154ZM17 170V171H18ZM22 170H24V168L22 169ZM25 170H26V168H25ZM54 170V169H53ZM122 170H123V168H122ZM152 170V169H151ZM158 171H160L159 169H157ZM156 170V172H158ZM223 170H225V169H223ZM49 171H52V170H49ZM62 171V170H61ZM105 171V170H104ZM153 171V170H152ZM178 171V170H177ZM201 171V170H200ZM19 172V171H18ZM23 172V171H22ZM106 172V171H105ZM154 172V171H153ZM152 172V173H153ZM170 172V171H169ZM220 172H221V170H220ZM227 172V171H226ZM27 173V172H26ZM56 173V172H55ZM60 172H58L57 173V175H59V177L60 178H58L57 179V181L56 182H54V183H51L50 185H46L45 187H44V189H43V191H42V197H43V199L47 202L46 203V205H45V207H44V210L41 212V215H38L37 216V219L40 221V223L42 224H47V225H50V224H53V221H55L56 220V218H57V216L55 215V213H54V215H55V220L53 219L54 217V215L53 216H51V218L49 217V219L46 221V216L44 215L43 216V214H44V212L47 210L48 211V209L47 208H49V207H52V204H56V203H65L66 201H68V200H70V199H68V198H71V196H73L72 194H68L66 191H65V184H64V182L62 181L63 179V177L61 176V175H63L62 173H60ZM74 173V172H73ZM79 173H80V171H79ZM95 173V172H94ZM102 173V172H101ZM155 173V172H154ZM205 173H208V172H205ZM217 173V172H216ZM222 173V172H221ZM255 175H253V176H256V175H259L260 174V171H259V173L258 174H256L257 173V171L255 170ZM261 173H262V171H261ZM82 174V173H81ZM90 175H91V173H89ZM93 174V173H92ZM156 174V173H155ZM234 174H235V172H234ZM23 175V174H22ZM36 175V174H35ZM43 175V174H42ZM52 175V174H51ZM71 175V174H70ZM70 175H69V177H70ZM151 175H154V174H151ZM166 174H164V176H165ZM167 175H168V173H167ZM174 175V174H173ZM264 175V174H263ZM41 176V175H40ZM47 176H49V175H47ZM68 176V175H67ZM97 176V175H96ZM95 176V177H96ZM104 176V175H103ZM106 176V175H105ZM160 177H161V175H159ZM239 176V175H238ZM34 177V176H33ZM39 177V176H38ZM51 177V176H50ZM84 177V176H83ZM89 177V176H88ZM157 177V176H156ZM169 177H171V176H169ZM229 177V176H228ZM227 177V178H228ZM237 177V176H236ZM264 177V176H263ZM36 177H34V179H35ZM41 178H43V177H41ZM85 178V177H84ZM87 178V177H86ZM91 178V177H90ZM153 178V177H152ZM162 178H164V177H162ZM166 178V177H165ZM230 178H231V176H230ZM229 178V179H230ZM27 179V178H26ZM32 179V178H31ZM67 179H70V178H68L67 177ZM71 179H72V177H71ZM74 179V178H73ZM89 179V178H88ZM87 179V180H88ZM96 179H97V177H96ZM154 179V178H153ZM152 179V180H153ZM161 179V178H160ZM199 179V178H198ZM235 179V178H234ZM252 180V182H255V179H256V177H252V178H248V180L247 181H249V180ZM260 179V178H259ZM24 180H25V178H24ZM65 180V179H64ZM75 180V179H74ZM86 180V181H87ZM151 180V181H152ZM155 180V179H154ZM162 180V182H163V180L164 179H161ZM209 180H211V179H208V181ZM225 180V179H224ZM236 180V179H235ZM36 181V180H35ZM92 181V180H91ZM91 181H88V182H91ZM93 181H95V180H93ZM150 181V182H151ZM157 181V180H156ZM200 181V180H199ZM204 181V180H203ZM220 181H221V178H220ZM219 181V182H220ZM31 181H29V183H30ZM67 182V181H66ZM157 182H161V181H157ZM182 181H180V183H181ZM219 182H218V184H219ZM227 182H228V180H227ZM234 182V181H233ZM239 182V184H240V181H238ZM237 182V183H238ZM250 182V181H249ZM21 183V182H20ZM24 183V182H23ZM68 183V182H67ZM166 183V182H165ZM175 183V182H174ZM209 183V182H208ZM211 183V182H210ZM264 183V182H263ZM14 184H17V182L15 183L14 182ZM167 184V183H166ZM165 184V185H166ZM179 184V183H178ZM10 185H12V184H10ZM28 185V184H27ZM26 185V186H27ZM156 185V184H155ZM160 185V184H159ZM200 185H202L203 186V184H200ZM206 185V184H205ZM208 185V184H207ZM210 186L212 185V184H209ZM227 185V184H226ZM258 185H260V183L258 184ZM15 186V185H14ZM13 186V187H14ZM157 186V188L159 187L158 185H156ZM168 186H169V184H168ZM213 186V185H212ZM227 186H229V185H227ZM240 186H241V184H240ZM7 185L5 186V187H3L2 189H0V225L3 227V229L4 230H6L5 228H7V230L6 231H8V232H10V234H13L14 236H18V237H21V238H23V239H25L24 238V236L28 233V232H32V230L30 231L29 230V228L26 226V224H27V220L26 219H24V218H26V216L24 215L25 213L22 211V209H20V208H18V206L15 204V202H14V200H15V198H11L10 197V195H7L6 193H8V190H7ZM21 187H23V186H21ZM24 187H25V185H24ZM72 187V186H71ZM154 187V186H153ZM167 187V186H166ZM185 187V186H184ZM225 187V186H224ZM229 187H231V186H229ZM228 187V188H229ZM260 187H262L261 185H260ZM260 187H259V189L258 190H256V192L258 193V191H259V193L261 194V190H260ZM19 188V187H18ZM31 188H32V186H31ZM30 188V189H31ZM37 188V187H36ZM155 188V187H154ZM153 188V189H154ZM163 188H164V185H163ZM163 188H161V191H162V189ZM232 188V187H231ZM234 188H235V185H234ZM17 189V188H16ZM29 189V190H30ZM86 189H87V187H86ZM141 189H142V187H141ZM212 189V188H211ZM214 189V188H213ZM253 189V188H252ZM15 190V189H14ZM13 190V191H14ZM20 190V189H19ZM22 190V189H21ZM20 190V191H21ZM73 190H75V188L73 189ZM157 190V189H156ZM160 189H158V191H159ZM169 190V189H168ZM16 191H18V190H16ZM20 191H19V193H20ZM25 191H26V188H25V190H24V193H25ZM28 191V190H27ZM32 191H33V189H32ZM170 191V190H169ZM186 191V190H185ZM187 191H188V189H187ZM201 191V190H200ZM203 191V190H202ZM210 191V190H209ZM213 191V190H212ZM248 191V190H247ZM254 191V190H253ZM29 193H31V190L29 191ZM29 193H28V195H29ZM73 193H74V191H73ZM95 193H96V191H95ZM213 193H214V191H213ZM249 193H250V191H249ZM10 194V193H9ZM32 194V193H31ZM75 194H76V191H75ZM135 194V193H134ZM156 194H158V193H156ZM162 194V193H161ZM160 194V195H161ZM184 194V193H183ZM188 194H189V191H188ZM201 194H203V193H201ZM207 194V193H206ZM16 195V194H15ZM20 195H23L24 196V194H19V196ZM27 194L25 195V196H28ZM33 195V194H32ZM167 195H168V193H167ZM210 195V194H209ZM213 195H216L215 193L213 194ZM250 195H252V193L250 194ZM256 195V194H255ZM13 196V195H12ZM75 196H77V195H75ZM205 196V195H204ZM15 197V196H14ZM29 197H30V195H29ZM182 197V196H181ZM207 197V196H206ZM210 197V196H209ZM213 197V196H212ZM256 198H257V196H255ZM23 198V197H22ZM21 198V199H22ZM27 198V197H26ZM77 198V197H76ZM168 198H170V197H168ZM183 199H184V197H182ZM202 198H204V197H202ZM226 198V197H225ZM14 199V200H13ZM30 199V198H29ZM124 199V198H123ZM209 199H211V198H209ZM17 200H19V199H17ZM31 200H32V196H31ZM30 200V201H31ZM171 200V199H170ZM213 200V199H212ZM218 200V199H217ZM258 200V199H257ZM13 201V202H12ZM22 201V200H21ZM25 201V200H24ZM127 201V200H126ZM175 201V200H174ZM206 201H208V198H207V200ZM142 202V201H141ZM208 202H210V200L208 201ZM207 202V203H208ZM217 202V201H216ZM70 203V202H69ZM75 202H73L72 204H71V206H73V204H74ZM165 203V202H164ZM175 203V202H174ZM203 203V202H202ZM206 203V202H205ZM172 204V203H171ZM188 204V203H187ZM198 204V203H197ZM211 204V203H210ZM222 204V203H221ZM177 205V204H176ZM199 205V204H198ZM197 205V206H198ZM258 205V204H257ZM54 206V205H53ZM127 206V205H126ZM187 206V205H186ZM251 206V205H250ZM55 207V206H54ZM168 207V206H167ZM252 208H253V214L252 215H254V217H256V216H258L259 215V213H257V211H256V209H254V207H253V205L251 206ZM259 207V206H258ZM72 208V207H71ZM70 208V209H71ZM198 208H200V207H198ZM215 208V207H214ZM55 209L58 211L59 209L57 208V206L55 207ZM70 209H68L69 211H67V212H69L70 213V211H72V210H70ZM116 209V208H115ZM181 209V208H180ZM201 209H203L202 207H201ZM73 210H75V208H73ZM114 210V209H113ZM118 210V209H117ZM64 211V210H63ZM50 212V211H49ZM52 212H53V210H52ZM66 212V213H67ZM146 212V211H145ZM178 212H180V211H178ZM186 212V211H185ZM189 212H190V210H189ZM201 212V211H200ZM29 213V212H28ZM176 213V212H175ZM196 213V212H195ZM213 213V212H212ZM222 213V212H221ZM40 214V213H39ZM49 214V213H48ZM51 214H53V213H51ZM128 214V213H127ZM198 213H196V215H197ZM201 213H199V215H200ZM239 214V213H238ZM237 214V216L239 217V215ZM263 214V213H262ZM261 214V215H262ZM46 215H47V213H46ZM68 215H70V216H72V214L70 213V214H68ZM179 215H181V212H180V214ZM179 215H177V216H179ZM196 215H194V216H196ZM217 215V214H216ZM104 216V215H103ZM218 216V215H217ZM29 217V216H28ZM53 217V218H52ZM107 217V216H106ZM180 217V216H179ZM192 217V216H191ZM202 217V216H201ZM188 218H189V216H188ZM203 218V217H202ZM214 218H215V216H214ZM217 218V217H216ZM260 218V217H259ZM53 219V221H51ZM60 219V218H59ZM88 219V218H87ZM123 219V218H122ZM177 219H178V217H177ZM190 219V218H189ZM201 219V218H200ZM69 220V219H68ZM120 220H121V218H120ZM196 220H197V218H196ZM199 220V219H198ZM202 220V219H201ZM192 221H194V220H192ZM52 222V223H51ZM60 225L61 224H65V223H67V224H71V223H74V222H72V221H65V220H58L57 221ZM123 222V221H122ZM195 222V221H194ZM36 223V222H35ZM39 223V224H40ZM55 223H56V221H55ZM93 223V222H92ZM207 223V222H206ZM208 223H209V220H208ZM231 223V222H230ZM40 224V225H41ZM58 224V225H59ZM127 224H128V221H127ZM201 224V223H200ZM213 224V223H212ZM35 225V224H34ZM39 225V226H40ZM55 225V224H54ZM53 225V226H54ZM78 225H81V222L79 221V224ZM126 225V224H125ZM214 225V224H213ZM236 225V224H235ZM38 226V227H39ZM44 226H46V225H44ZM52 226V225H51ZM65 226V225H64ZM68 226V225H67ZM66 226V227H67ZM86 226V225H85ZM61 227H62V225H61ZM66 227H64V228H66ZM1 228V227H0ZM34 228V227H33ZM50 228V227H49ZM54 229V227H51V230H53ZM56 228V227H55ZM58 228V227H57ZM59 228H60V226H59ZM70 228H71V225H70ZM114 227H112L111 228V236H112V238H115V239H118L119 238V231L116 229V228H114ZM124 228H125V226H124ZM192 228V227H191ZM190 228V229H191ZM212 228V227H211ZM75 229H77V228H75ZM203 229V228H202ZM48 230V229H47ZM46 230V232L45 231H43V229L42 230H40V229H38V231H37V234L38 233H40V231H41V233L42 232H45L46 234H48L49 235V233H48V231ZM65 230V229H64ZM66 230H68V229H66ZM125 230V229H124ZM0 231H2V230H0ZM50 231V230H49ZM56 231V230H55ZM62 231H63V229H62ZM74 231V230H73ZM77 231H78V229H77ZM76 231V232H77ZM140 231H141V233H142V235H144V237L147 239V241L148 242H151L153 245H155V246H159L165 239L167 240V235L166 234H168L169 233V228H168V225H167V223L166 222H164V221H162L161 220V218L157 215V214H150V213H145V216H144V219H143V223H142V225L140 226ZM52 232V231H51ZM57 232H59L58 230L56 231V233ZM83 232V231H82ZM1 233V232H0ZM61 233V232H60ZM59 233V234H60ZM68 233V232H67ZM188 233V232H187ZM4 234V233H3ZM3 234H1V235H3ZM45 234V235H46ZM65 234V232H63V235ZM74 234H75V231H74ZM77 234H78V232H77ZM79 234H81V233H79ZM83 234H84V232H83ZM5 235H7V234H5ZM30 235V234H29ZM39 235V234H38ZM41 235V234H40ZM43 235V234H42ZM50 235H52V233L50 234ZM49 235V236H50ZM54 235H56L55 233H54ZM53 235V236H54ZM57 235H58V233H57ZM56 235V236H57ZM62 234H61V237L63 236ZM85 235V234H84ZM84 235H80V236H84ZM98 235V234H97ZM189 235V234H188ZM187 235V236H188ZM196 236H198L197 234H195ZM10 236V235H9ZM28 236V235H27ZM37 236V235H36ZM47 236V235H46ZM60 236V235H59ZM69 236H70V234H69ZM79 236V237H80ZM176 236H178V235H176ZM184 236V235H183ZM191 237H192V235H190ZM10 237H12V236H10ZM29 237V236H28ZM39 237H41V236H39ZM51 237V236H50ZM64 237H65V235L63 236V238L62 239H64ZM101 237V236H100ZM180 237V236H179ZM190 237V238H191ZM195 237V236H194ZM4 238H6V236L5 237H3V239ZM13 238V237H12ZM14 238H16V237H14ZM13 238V239H14ZM27 238V237H26ZM30 238V237H29ZM28 238V239H29ZM89 238V237H88ZM187 238H189V237H187ZM198 238V237H197ZM196 238V239H197ZM200 239H201V237H199ZM9 239V238H8ZM18 239V238H17ZM38 239V238H37ZM40 239V238H39ZM52 239H58V238H55V236H54V238H52ZM68 239H69V237H68ZM72 239H73V237H72ZM92 239V238H91ZM182 239H184V238H182ZM199 239V240H200ZM260 239H261V237H260ZM263 239V238H262ZM19 240V239H18ZM79 240H80V238H79ZM78 240V241H79ZM85 240H86V238H85ZM186 240V239H185ZM184 240V241H185ZM14 240H12V242H13ZM38 241V240H37ZM36 241V242H37ZM67 241V240H66ZM171 241V240H170ZM169 241V242H170ZM183 241V240H182ZM181 241V242H182ZM252 241V240H251ZM255 241L256 240H254V243H255ZM4 242H8L7 241V238H6V241H4ZM24 242V241H23ZM29 242V241H28ZM41 242V241H40ZM44 242V241H43ZM52 242V241H51ZM0 243H1V241H0ZM21 244H22V241L20 242ZM53 243V242H52ZM62 243V242H61ZM79 243V242H78ZM182 243H187V242H182ZM182 243H180V245L182 244ZM259 243V242H258ZM2 244H4V243H2ZM27 244V243H26ZM42 244V243H41ZM165 244V243H164ZM187 244H189V243H187ZM253 244V243H252ZM50 245H51V243H50ZM54 245V244H53ZM246 245H248V244H246ZM1 246V245H0ZM23 246L25 247L26 245L25 244H23ZM82 246H84V245H82ZM98 246H100V245H98ZM243 246H245V245H243ZM259 246V245H258ZM8 247V246H7ZM89 247V246H88ZM88 247H85V253H82V259H76L75 260V258L74 259H72L73 258V256H72V254L70 253V252H68V257H69V260H59V262H58V264H75V261H77V263L78 264H88L89 263V261H92V260H94L93 259V255H94V253L93 252H91V251H89V248ZM247 247V246H246ZM252 247V246H251ZM5 248V247H4ZM26 248V247H25ZM39 248V247H38ZM40 248H41V246H40ZM71 248H72V246H71ZM98 248V247H97ZM186 248V247H185ZM6 249V248H5ZM83 249V248H82ZM81 249V250H82ZM177 249V248H176ZM175 249V250H176ZM179 249H181V248H179ZM187 249V248H186ZM246 249V248H245ZM252 249H254V247H252ZM244 250V249H243ZM137 251V250H136ZM173 251V250H172ZM185 251V250H184ZM257 251V250H256ZM0 252H1V250H0ZM8 252V251H7ZM38 252V251H37ZM94 252H96V251H94ZM191 252V251H190ZM192 252H194V251H192ZM243 252V251H242ZM258 252V251H257ZM96 253H98V252H96ZM104 253V252H103ZM3 253H1V255H2ZM190 254V253H189ZM192 255H193V253H191ZM243 254V253H242ZM0 255V256H1ZM5 255V254H4ZM34 255H35V253H34ZM174 255H175V252H174ZM191 255V256H192ZM6 256V255H5ZM113 256V255H112ZM145 256H147V255H145ZM144 256V257H145ZM197 256V255H196ZM250 256V255H249ZM2 257V256H1ZM7 257V256H6ZM85 257V258H84ZM183 257V256H182ZM189 257V256H188ZM248 257V256H247ZM187 258V257H186ZM194 258V257H193ZM0 259H2V258H0ZM167 259V258H166ZM169 259V258H168ZM178 259H180V258H178ZM184 259V258H183ZM183 259H182V261H183ZM190 259V258H189ZM251 259V258H250ZM9 260V259H8ZM29 260V259H28ZM172 260V259H171ZM175 260V259H174ZM191 260V259H190ZM196 260V259H195ZM25 261H26V259H25ZM34 261V260H33ZM32 261V262H33ZM29 262V261H28ZM37 262V261H36ZM129 262V261H128ZM132 262V261H131ZM146 262V261H145ZM167 262V261H166ZM186 262V261H185ZM185 262H184V264H185ZM243 262V261H242ZM147 263V262H146ZM155 263V262H154ZM174 263V262H173ZM172 263V264H173ZM252 263V262H251ZM52 264V263H51ZM53 264H55V261L53 262ZM122 264H124V263H122ZM137 264V263H136ZM145 264V263H144ZM176 264V263H175ZM177 264H178V260H177ZM195 264V263H194ZM248 264H249V262H248Z\"/></svg>",
	"mask_w": 264,
	"mask_h": 264
}]
</instances>
